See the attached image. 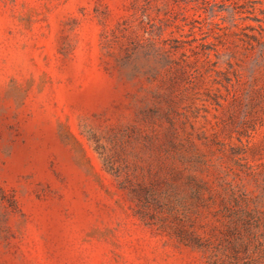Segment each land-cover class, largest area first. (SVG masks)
I'll use <instances>...</instances> for the list:
<instances>
[{
    "label": "rangeland",
    "instance_id": "obj_1",
    "mask_svg": "<svg viewBox=\"0 0 264 264\" xmlns=\"http://www.w3.org/2000/svg\"><path fill=\"white\" fill-rule=\"evenodd\" d=\"M0 264H264V0H0Z\"/></svg>",
    "mask_w": 264,
    "mask_h": 264
}]
</instances>
